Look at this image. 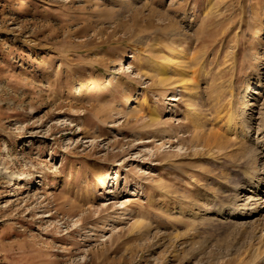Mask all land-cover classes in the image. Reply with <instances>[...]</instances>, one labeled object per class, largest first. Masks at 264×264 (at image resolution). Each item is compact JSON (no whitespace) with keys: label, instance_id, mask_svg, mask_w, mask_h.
Here are the masks:
<instances>
[{"label":"rangeland","instance_id":"374dc122","mask_svg":"<svg viewBox=\"0 0 264 264\" xmlns=\"http://www.w3.org/2000/svg\"><path fill=\"white\" fill-rule=\"evenodd\" d=\"M169 45L193 103L144 76ZM254 174L264 0H0V264H264Z\"/></svg>","mask_w":264,"mask_h":264},{"label":"bare ground","instance_id":"6f19581e","mask_svg":"<svg viewBox=\"0 0 264 264\" xmlns=\"http://www.w3.org/2000/svg\"><path fill=\"white\" fill-rule=\"evenodd\" d=\"M175 44V43H174ZM173 45V44H171ZM158 48V47H157ZM159 51V50H158ZM186 56L185 50L182 49L180 46H166L165 49L160 50V56L157 58H149L148 62L145 64V73L144 76L149 78L155 86H162L169 91L174 89L180 88L183 92H186L190 98V101L193 103L195 101V96L197 95V84L196 80H194V73L190 72V62L191 59H184ZM193 78V79H192ZM193 81V82H192ZM251 95H256V91L251 90ZM80 91L77 92L76 97H80ZM249 96V97H250ZM174 101H180L177 96H173ZM150 98L149 96L145 98V103L149 105ZM137 103V101H135ZM145 113L143 108L136 109L132 111V118L136 119V123L141 121L140 128L134 125L135 128H139L141 131H153L152 133H160L161 129L159 126H162L160 121V117L158 116V112L154 108L147 109V115L139 116V111ZM249 105L244 110V115H246L249 111ZM143 113V114H144ZM148 119V120H147ZM198 120V119H197ZM195 123V119L193 125ZM200 125V124H199ZM154 126H158L157 129H151ZM183 127V126H182ZM196 127V126H195ZM156 128V127H155ZM147 131V132H148ZM217 133L212 131L207 134H196L194 137L192 136V140L190 141L191 144H195V142H201L202 140L204 143L207 142L211 137L216 138ZM203 137V138H201ZM191 138V137H190ZM249 185H252L254 188L261 189L262 187V180L259 174H254L252 176L248 175ZM248 186V185H247ZM244 189V185H239L237 188V192L241 194L244 193L242 191ZM253 200V198H252ZM242 214H234V218L241 217Z\"/></svg>","mask_w":264,"mask_h":264}]
</instances>
